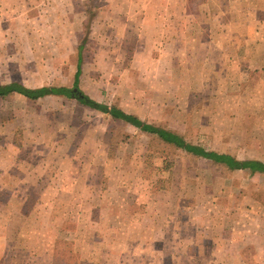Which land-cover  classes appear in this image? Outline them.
Returning <instances> with one entry per match:
<instances>
[{"label":"rangeland","instance_id":"374dc122","mask_svg":"<svg viewBox=\"0 0 264 264\" xmlns=\"http://www.w3.org/2000/svg\"><path fill=\"white\" fill-rule=\"evenodd\" d=\"M255 1L0 0V84L73 87L80 65L109 108L264 161V72L232 67L247 56L234 34L264 38ZM0 264H264V173L73 97L14 93L0 98Z\"/></svg>","mask_w":264,"mask_h":264},{"label":"trees","instance_id":"16d2710c","mask_svg":"<svg viewBox=\"0 0 264 264\" xmlns=\"http://www.w3.org/2000/svg\"><path fill=\"white\" fill-rule=\"evenodd\" d=\"M84 44H82L81 49ZM81 58V57H80ZM81 74V67L79 65L76 72L75 84L73 87L59 86V87H27L19 82H11L8 84H0V98H6L14 93H19L31 100H37L47 95H64L78 99L81 103L88 105L94 109L103 112H109L113 117L122 119L141 130L157 135L164 142L176 146L198 157H204L207 160L225 166L229 169H249L252 173H264V161L259 159H238L230 153L218 152L208 150L200 145L187 142L182 136L175 131L164 128L162 126L154 125L144 122L138 116L125 112L119 107L109 108L90 96L86 95L78 86L79 77Z\"/></svg>","mask_w":264,"mask_h":264},{"label":"crops","instance_id":"0c3cea01","mask_svg":"<svg viewBox=\"0 0 264 264\" xmlns=\"http://www.w3.org/2000/svg\"><path fill=\"white\" fill-rule=\"evenodd\" d=\"M255 0H249V4H255ZM226 34V33H225ZM221 36H225L223 33H221ZM227 37L230 36L229 34L226 35ZM234 40L233 44L231 46L233 53L235 55L238 54H247L246 57H244V61H236L233 60L232 67L236 70H241L244 66L247 71L254 70L261 68L264 72V38L261 31H257L256 29H251L248 33L246 31H243V33L234 34L233 35ZM219 49V52H221V55H229V50H231L229 47H222V46H216ZM263 57V62L254 61L252 62L253 58H257V56ZM249 57V61H246L245 58ZM230 61V60H227ZM241 68V69H240ZM11 149V148H10ZM4 150V148H3ZM12 150V149H11ZM13 166L18 167L16 163H14ZM10 173L15 175L14 171L11 170ZM16 179V178H14Z\"/></svg>","mask_w":264,"mask_h":264}]
</instances>
